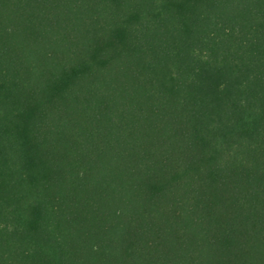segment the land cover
Instances as JSON below:
<instances>
[{
	"label": "trees",
	"instance_id": "trees-1",
	"mask_svg": "<svg viewBox=\"0 0 264 264\" xmlns=\"http://www.w3.org/2000/svg\"><path fill=\"white\" fill-rule=\"evenodd\" d=\"M0 264H264V0H0Z\"/></svg>",
	"mask_w": 264,
	"mask_h": 264
}]
</instances>
